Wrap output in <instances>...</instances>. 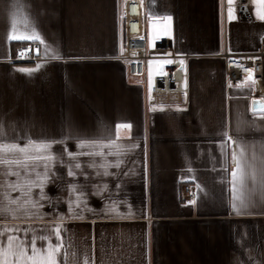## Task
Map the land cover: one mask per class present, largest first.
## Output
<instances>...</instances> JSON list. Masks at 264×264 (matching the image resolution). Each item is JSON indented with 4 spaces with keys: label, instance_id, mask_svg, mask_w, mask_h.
Instances as JSON below:
<instances>
[{
    "label": "crops",
    "instance_id": "obj_1",
    "mask_svg": "<svg viewBox=\"0 0 264 264\" xmlns=\"http://www.w3.org/2000/svg\"><path fill=\"white\" fill-rule=\"evenodd\" d=\"M127 1L0 0V142L57 141L47 199L38 210L11 203L21 193L9 187L35 174L25 176L13 165L21 176L8 175L0 164V232L26 228L28 241L46 238L37 239L41 249L49 241L59 244L57 264H264V117L252 111V79L230 83L221 55L259 49L264 20L257 18V4L248 20L229 6L235 16L229 21L223 0H139L147 40L148 20L166 24L163 17L171 16L170 31L155 36V44L172 38L176 51L190 56L189 91L151 105L121 58ZM13 31L39 33L63 59L44 62L32 74L18 71L41 63L45 45L34 43L38 61L15 62L17 47L30 41H9ZM119 123L131 125L120 130L119 156L67 155L91 151L78 148L81 140L117 139ZM225 131L249 160L257 158L255 182L237 185V203L243 196L248 204L240 214L231 207V151L224 171L218 147ZM69 167L75 178L67 175ZM186 184L194 189L190 200ZM73 185L85 195L70 213ZM38 193L33 189V200ZM113 203L114 212L108 210ZM0 239L6 242V235Z\"/></svg>",
    "mask_w": 264,
    "mask_h": 264
},
{
    "label": "snow or ice",
    "instance_id": "obj_2",
    "mask_svg": "<svg viewBox=\"0 0 264 264\" xmlns=\"http://www.w3.org/2000/svg\"><path fill=\"white\" fill-rule=\"evenodd\" d=\"M228 4L231 5L233 0H227ZM254 3L257 4V18L264 20V0H254ZM164 20L168 22L165 26L164 34L167 35L171 27V16L163 17ZM228 19L229 21L235 19L234 9L229 7L228 9ZM13 28H15V21L13 22ZM9 41H30V42H39L41 45H45L42 53V61L38 63L35 68H20L18 71L32 74L38 71L42 64L47 61H59L63 57L60 51L57 48L46 45L43 38L39 33L33 31L31 34L19 35L15 32H10L8 35ZM231 50L229 49V52ZM40 55L39 50L37 52ZM171 60H163L162 64L171 63ZM183 65V60L180 61ZM162 74V73H161ZM252 111L254 114H258L261 117H264V101L255 100L252 103ZM129 130L131 125L128 123H119L116 125V137L117 139L109 138L106 143L97 142V141H84L81 140L78 144V148H88L91 151L88 152H67V155L75 159L77 156H101L105 157L108 155L119 156L123 150V145L118 143L120 130ZM223 139L219 142L218 147L220 149V155L222 157L223 163L222 168L224 171H227V162H228V152L231 151V179L228 181L230 185L229 191L231 192V207L237 214H240L242 208L248 206L247 202L241 196L239 198V203H237V185L239 184L240 188L243 189L245 181L249 178L255 182L257 179V169L255 167L256 156L253 154L251 160L245 155L246 149L242 144L237 143L232 140V138L225 131L223 133ZM57 141H48V140H33L27 139V142L20 144L18 142H0V164L8 166L9 171L8 175H15L17 177L21 176L20 171L12 172L11 167L15 165L18 169L24 171L25 176H28L31 173L35 174V179H27L23 182H17L10 184L9 187L13 191H19L21 195L16 198V200L11 201V203H19V207L25 208L31 206L33 209H40L43 207V204L40 203V200L47 199L44 189L50 181L49 172L52 168V162L55 160V157L51 154L50 149L53 143ZM100 149V151H96ZM107 149L105 153L103 150ZM120 161L117 160L115 167L119 168ZM102 167H107L110 165H101ZM76 168H80V164L75 165ZM43 169V172L37 171V169ZM251 170V171H249ZM107 174V172H105ZM261 181L264 182V160L261 161V168L259 170ZM67 175L69 177L75 178L76 173L69 167ZM119 187V185H117ZM33 189H38L39 199L33 200ZM70 194L74 193L76 200L68 201V211L71 213L73 211V204L76 207H79L82 202V197H84L83 192H76L75 186H70ZM93 195H100L99 192L93 193ZM188 203H195V200L189 201ZM109 211H116L115 204L108 208ZM30 215V214H29ZM28 229L16 228H6L4 232H0V237L6 235V242L3 239H0V264H57V253L60 249L59 244L53 245L51 241L43 249L37 247V239H46L44 237L32 236L31 240L28 241ZM55 235L57 239L60 238V228L59 225L55 228ZM23 232L24 236L21 237L17 233Z\"/></svg>",
    "mask_w": 264,
    "mask_h": 264
},
{
    "label": "built area",
    "instance_id": "obj_3",
    "mask_svg": "<svg viewBox=\"0 0 264 264\" xmlns=\"http://www.w3.org/2000/svg\"><path fill=\"white\" fill-rule=\"evenodd\" d=\"M224 6L236 9L238 18L248 20L252 16V0H233L231 5L227 0ZM125 44L121 55L127 65L128 75L141 83L147 94L148 104L160 103L171 95H185L189 91V61L188 54L176 51L172 38L160 39L155 46H149L145 34L142 4L139 0H128L124 10ZM38 46L34 43H24L16 49L14 61L18 63H33L39 56L34 54ZM227 60V78L232 84L251 78L254 83L256 99L264 101V36L256 52L235 53L227 49L221 54ZM163 60L171 63L162 64ZM183 60V65L181 64ZM155 68V73L149 72ZM162 73V74H161ZM184 198L190 200L194 196L193 186L184 185Z\"/></svg>",
    "mask_w": 264,
    "mask_h": 264
},
{
    "label": "rangeland",
    "instance_id": "obj_4",
    "mask_svg": "<svg viewBox=\"0 0 264 264\" xmlns=\"http://www.w3.org/2000/svg\"><path fill=\"white\" fill-rule=\"evenodd\" d=\"M252 3H253V5L255 4L254 0H252ZM167 24L168 23L158 24V23H154V22H151L150 20H148V24L146 25V31L148 33V44H149V46H155V41H154L155 36H160V38H162L161 34L164 33V29H165V26ZM170 29H171V27H170ZM170 29H169V31H170Z\"/></svg>",
    "mask_w": 264,
    "mask_h": 264
},
{
    "label": "water",
    "instance_id": "obj_5",
    "mask_svg": "<svg viewBox=\"0 0 264 264\" xmlns=\"http://www.w3.org/2000/svg\"><path fill=\"white\" fill-rule=\"evenodd\" d=\"M255 100L263 101L262 99H255ZM255 100H254V101H255Z\"/></svg>",
    "mask_w": 264,
    "mask_h": 264
},
{
    "label": "trees",
    "instance_id": "obj_6",
    "mask_svg": "<svg viewBox=\"0 0 264 264\" xmlns=\"http://www.w3.org/2000/svg\"><path fill=\"white\" fill-rule=\"evenodd\" d=\"M18 46V44H14V47H17Z\"/></svg>",
    "mask_w": 264,
    "mask_h": 264
}]
</instances>
